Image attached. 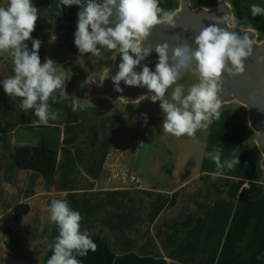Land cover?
<instances>
[{
  "label": "crops",
  "instance_id": "obj_1",
  "mask_svg": "<svg viewBox=\"0 0 264 264\" xmlns=\"http://www.w3.org/2000/svg\"><path fill=\"white\" fill-rule=\"evenodd\" d=\"M0 1V6L8 3ZM32 2L38 8L32 37L43 41L41 63L45 57L56 62L64 87L48 101L58 118L42 124L34 109L25 111L22 98L7 96L0 85V264H47L49 246L59 234L49 219L53 200H65L80 213L81 232L97 245L86 257L77 256L82 264H264V173L247 110L238 103H230L238 106L235 111L226 108L229 103L222 105L212 125L223 127L217 137L211 128L175 137L162 130L159 102L149 97L136 103L88 98L82 75L100 78L118 49L98 45L99 56L79 54L74 44L77 13L64 10L62 0ZM176 2L159 0V7L174 12ZM25 43L31 49V41ZM12 75L11 52L0 53V81ZM130 104L138 106L131 119L144 125V113H155L151 144L130 131L119 137L120 110ZM37 126L60 129L51 183L39 172L11 169L16 146L52 141L53 131ZM216 151L222 167L207 155ZM231 160L238 162L229 168L225 161ZM19 203L30 210L17 222L13 208ZM10 239L16 248H8Z\"/></svg>",
  "mask_w": 264,
  "mask_h": 264
},
{
  "label": "clouds",
  "instance_id": "obj_2",
  "mask_svg": "<svg viewBox=\"0 0 264 264\" xmlns=\"http://www.w3.org/2000/svg\"><path fill=\"white\" fill-rule=\"evenodd\" d=\"M62 5L79 7L74 32L79 54L99 56L98 45L110 51L118 49V71L111 76L115 91H123L121 81L126 86L147 88L145 96L152 103L159 102L163 113L162 130L175 137L194 136L197 130L207 127L212 117L219 116L218 93L223 74L229 77L243 74L244 61L252 55L253 42L248 32L240 36L217 26L230 22L235 27V17L226 14L200 31L195 37V50L188 44L174 47L158 44L155 46L158 63L154 71L145 64L137 72L135 69L153 50L143 45L150 30L165 23L175 27L176 13L161 9L159 0H62ZM250 11L253 17L264 15V7L259 4H251ZM37 20L38 8L32 0H8L6 6H0V53L11 52L14 73L0 81V85L7 96L22 98L21 107L25 111L34 109L39 121L48 124L49 119L58 118L57 112L49 110V98L64 87V80L56 74V62L52 58L45 57L41 63L39 50L43 41L32 37ZM26 41H31V49ZM193 65L199 82L192 85L186 95L183 87L177 86L170 98H166L167 90ZM87 81L94 82V78L88 77ZM65 94L61 92L62 96ZM77 106L73 101V111ZM144 120L147 123L146 114ZM207 155L218 167L223 166L219 151ZM237 162L231 160L225 164L231 168ZM49 219L58 226L59 234L49 246L52 255L47 264H82L77 256L86 257L89 250H97L89 234L80 230V213L72 210L67 201L53 200Z\"/></svg>",
  "mask_w": 264,
  "mask_h": 264
},
{
  "label": "water",
  "instance_id": "obj_3",
  "mask_svg": "<svg viewBox=\"0 0 264 264\" xmlns=\"http://www.w3.org/2000/svg\"><path fill=\"white\" fill-rule=\"evenodd\" d=\"M177 1L178 7L174 11L176 13L174 17L175 27H169L165 23L156 25L150 30V34L143 41V45L151 46L153 50L145 60L141 61L140 67L135 69L137 72L145 64L154 71L155 65L158 63V55L155 52L156 45L167 43L174 47L188 44L195 50L197 47L194 42L195 37L203 28L216 23L217 18H222L226 14L233 16V9L227 0H220L219 5L215 7L198 8H194L190 0ZM217 26L230 32H236L240 36H243L244 32H248L253 42L252 55L244 61V73L235 77H229L226 73L223 74L218 98L221 101V106L228 103H238L247 110L248 122L256 134L255 142L262 156L260 168L264 173V40H259L253 29L244 28L239 24L233 27L228 22ZM171 55L172 53L169 52L170 57ZM119 63L120 55L118 54L112 65L103 71L100 78L95 74L82 75L84 80L82 84L88 85V98L103 96L110 98L113 102L121 100L124 103H136L146 97L147 88L126 86L123 81L120 82L123 91H115L111 76H114L118 71ZM189 70L192 72H187L191 75L190 79L199 81L197 76L193 77L195 75L194 65ZM88 77L94 78V82H88Z\"/></svg>",
  "mask_w": 264,
  "mask_h": 264
},
{
  "label": "rangeland",
  "instance_id": "obj_4",
  "mask_svg": "<svg viewBox=\"0 0 264 264\" xmlns=\"http://www.w3.org/2000/svg\"><path fill=\"white\" fill-rule=\"evenodd\" d=\"M227 2L230 5V7L233 9V16L235 17L237 24L241 25L244 28L248 27L250 29H253L257 33V38L260 36L261 40H264V15L253 17L251 14V11H250V5L253 3L259 4L262 7H264V0H227ZM176 3H177L176 7H178V2H176ZM190 3L194 8L215 7V6L219 5L220 0H190ZM103 50H106V48H104ZM106 54H108V53H106ZM188 71L190 72V70L187 69L181 73V76L176 81V84L172 85L169 88V90L166 92V96H168L170 98L171 93L174 90V88L179 86L177 84L178 82H181L180 86L183 87L185 95L187 94L189 88L192 85L198 83V82H194L193 79H190V77H191L190 73H192V72L187 73ZM196 76H197V74L195 73V75H193V77H196ZM197 78H198V76H197ZM194 80H196V79H194ZM130 105L131 106H126V109L120 110V112H122V118H121L122 121L120 124V130L118 133L119 137L123 139L127 135L128 131H130V132H133L134 135H136V137L138 136L137 139L140 138V136H141L142 138H144L148 141V138H149L150 140L148 141L149 142L148 144H151V141L154 142L153 140H151V138L155 139V135H156L155 133H156V127L157 126H156L155 113L153 111H148V113L147 112L144 113L147 115V124L144 125V123H142L140 121H137L135 119L134 120L131 119L133 112L135 110L136 111L138 110V108H137L138 106L134 105V104H130ZM120 107L122 108V106H120ZM233 107H238V106L235 104H229L226 108L235 111L236 108L233 109ZM225 113H226V110H225ZM214 118H215V116L211 118V122L208 123L206 128H201V131L205 130L207 132L211 128L212 135H215L217 137L218 134L223 130V127L221 130L219 127H217L218 125L212 126L213 122H214ZM234 119H237V117H234L233 120ZM143 121L145 122L144 115H143ZM224 121H225V119H224ZM144 130H147V131H144ZM199 131H200V129H199ZM151 135H152V137H151ZM131 142H133V141H131ZM244 144H246L248 146L250 145L249 138H246L244 140ZM129 164L131 165L132 163H129ZM130 169H131V166H128L127 171H126L127 175L131 174L132 171ZM132 177H135V176H132Z\"/></svg>",
  "mask_w": 264,
  "mask_h": 264
},
{
  "label": "trees",
  "instance_id": "obj_5",
  "mask_svg": "<svg viewBox=\"0 0 264 264\" xmlns=\"http://www.w3.org/2000/svg\"><path fill=\"white\" fill-rule=\"evenodd\" d=\"M62 4V3H61ZM63 7V5H62ZM64 10L72 13H77L79 7L73 5L71 7H63ZM248 28V27H245ZM261 40V37H258ZM35 128H45L46 130L53 131L52 141L44 142L35 146H16L12 151V170H32L41 173L48 183H51L56 171L58 162V150L60 141V129L51 126H37ZM255 166V165H254ZM255 168V167H253ZM30 207L26 203H19L14 206L13 213L15 220L20 222L21 219L29 213ZM2 230L11 233L10 229L5 226ZM7 246L10 249H14L18 246V243L10 239L7 241Z\"/></svg>",
  "mask_w": 264,
  "mask_h": 264
},
{
  "label": "built area",
  "instance_id": "obj_6",
  "mask_svg": "<svg viewBox=\"0 0 264 264\" xmlns=\"http://www.w3.org/2000/svg\"><path fill=\"white\" fill-rule=\"evenodd\" d=\"M132 179H133L132 181L135 182V183H139V182H140V181H139L137 178H135V177H132Z\"/></svg>",
  "mask_w": 264,
  "mask_h": 264
}]
</instances>
